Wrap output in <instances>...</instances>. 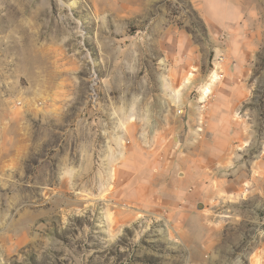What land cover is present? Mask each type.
Here are the masks:
<instances>
[{"label": "rangeland", "instance_id": "obj_1", "mask_svg": "<svg viewBox=\"0 0 264 264\" xmlns=\"http://www.w3.org/2000/svg\"><path fill=\"white\" fill-rule=\"evenodd\" d=\"M205 1L0 0V264H264V0Z\"/></svg>", "mask_w": 264, "mask_h": 264}, {"label": "crops", "instance_id": "obj_2", "mask_svg": "<svg viewBox=\"0 0 264 264\" xmlns=\"http://www.w3.org/2000/svg\"><path fill=\"white\" fill-rule=\"evenodd\" d=\"M209 6H211L210 3H209V1H205L204 0V5H203V13H204V15L206 16L207 19L210 20V22H211L212 25H214V26L220 25L221 24V21H223L222 17L217 18L218 16L215 15L216 13L212 12L209 9Z\"/></svg>", "mask_w": 264, "mask_h": 264}, {"label": "bare ground", "instance_id": "obj_3", "mask_svg": "<svg viewBox=\"0 0 264 264\" xmlns=\"http://www.w3.org/2000/svg\"><path fill=\"white\" fill-rule=\"evenodd\" d=\"M33 62V61H32ZM30 64H31V62H30ZM31 66V65H30ZM32 67V66H31ZM207 90V88H205V91ZM20 155V154H19Z\"/></svg>", "mask_w": 264, "mask_h": 264}]
</instances>
